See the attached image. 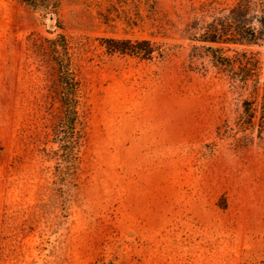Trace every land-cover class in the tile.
<instances>
[{
    "label": "rangeland",
    "instance_id": "374dc122",
    "mask_svg": "<svg viewBox=\"0 0 264 264\" xmlns=\"http://www.w3.org/2000/svg\"><path fill=\"white\" fill-rule=\"evenodd\" d=\"M208 1L158 0L152 37L148 26L102 25L109 0H61L62 29L0 0V264H264V139L241 140L245 96L181 37ZM60 32L88 43L75 54L85 83L75 160L46 103L52 76L26 49L28 35ZM104 36L168 52L108 55Z\"/></svg>",
    "mask_w": 264,
    "mask_h": 264
},
{
    "label": "trees",
    "instance_id": "16d2710c",
    "mask_svg": "<svg viewBox=\"0 0 264 264\" xmlns=\"http://www.w3.org/2000/svg\"><path fill=\"white\" fill-rule=\"evenodd\" d=\"M18 1L43 11V15L55 16L57 27L63 28L58 16L61 0ZM192 13L193 17L181 31L183 39L194 43L191 58L206 59L210 69L225 76L235 92L245 96L242 112L235 122L237 130L244 134L241 140L251 138L254 132L257 138L264 139V61L260 58L264 49V0H234L232 4L211 0L193 7ZM98 18L111 29L119 23L129 30L148 26L152 37L163 28L158 0H109L105 8L99 9ZM97 40L108 55L129 56L145 62L162 59L168 52L165 43L147 37L104 36ZM26 41L29 56L52 76L46 103L57 110L56 133L59 135L67 129L62 146L75 160L85 127L79 111L85 83L75 54L77 50H85L88 43L81 38L73 41L61 32L53 37L32 33Z\"/></svg>",
    "mask_w": 264,
    "mask_h": 264
}]
</instances>
